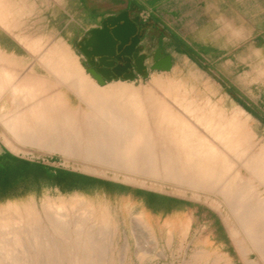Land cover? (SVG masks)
<instances>
[{
	"label": "bare ground",
	"instance_id": "obj_1",
	"mask_svg": "<svg viewBox=\"0 0 264 264\" xmlns=\"http://www.w3.org/2000/svg\"><path fill=\"white\" fill-rule=\"evenodd\" d=\"M10 11L9 3L0 0V26L7 31H12L16 25L11 20L14 14ZM21 39L30 52L39 55V61L49 73L40 75L36 70L22 67L20 62L0 48V103L6 96H11L16 106L14 112L4 113L0 118L11 135L3 136L2 141L11 151L18 154L25 146H32L59 151L67 156L107 159L115 166L120 164L132 169H149L153 175H169L197 189L214 191L237 221L236 225L231 226V234L239 244L245 264H264V143L256 144L247 126L238 123L240 121L234 117L232 120L237 123L222 121L223 111L218 112L221 116L217 115L222 120L212 118V113L206 118L200 107L188 105L181 99L180 107L197 119L194 122L179 120L168 104L126 83H116L106 88L96 85L77 59L71 56L68 48L53 45L44 49L41 39L36 38L30 44L28 37L22 36ZM63 86L87 102L91 111L68 105ZM4 108L5 105L2 111ZM202 127L209 136L202 134ZM80 201L84 209L75 217H71L72 212L68 213L64 205L47 207L44 212L52 214L54 226L61 230L73 223L80 230L106 227L105 218L101 222L91 223L92 208L89 209L85 201ZM8 210L7 215H0V230L5 232L7 228L10 229L19 238L18 246L24 245L20 216H9L17 209L9 207ZM24 212L29 217V226L37 216L40 217L32 204ZM133 222L136 239L146 233L157 242L152 228L143 217H135ZM94 234L89 235L82 247L86 256L108 245L107 233L99 238ZM29 237L28 243L33 247L39 246L36 236ZM147 241L144 240V243ZM74 246V243L68 246L70 251L75 249ZM38 249L35 248L36 253ZM254 253L257 255L255 259L252 257Z\"/></svg>",
	"mask_w": 264,
	"mask_h": 264
},
{
	"label": "crops",
	"instance_id": "obj_2",
	"mask_svg": "<svg viewBox=\"0 0 264 264\" xmlns=\"http://www.w3.org/2000/svg\"><path fill=\"white\" fill-rule=\"evenodd\" d=\"M6 1L9 3L10 12L14 14L11 20L16 25L12 31L0 26V48L20 62L22 67L36 70L35 72L40 75H43L45 70L38 55L25 47L21 37L26 36L29 39L28 44L34 39H41L43 44H57L68 48L87 74L86 64L81 61L84 56L77 55L75 48L91 30L102 28L106 19L129 11L131 17L139 16L141 22L148 27L141 43L144 53L154 55L156 51L161 50L165 55L172 56L171 71L149 69L147 78L157 72L176 76L188 69L191 74H199L202 77L204 88L199 91L207 93L209 78L216 77L219 87L217 92L232 93L230 107L234 112L231 116L224 115L226 112L223 111L222 120L220 117L222 111L214 108L212 111L207 106L205 110L200 107L204 116L209 118L208 114L212 113V118L219 117L224 122L236 120L244 125H247L248 121L256 138L264 139V0ZM71 56L74 57L73 54ZM147 78L137 76L135 80L113 82L137 83ZM176 100L178 103L183 101ZM219 111L220 116H217ZM225 116L227 119H224ZM233 117L235 120H232ZM8 154L41 165L54 177L62 176V170L77 172L54 166L51 162L46 164L28 160L9 148L0 153V167H6V163L9 162ZM82 174L98 179L94 197L132 201L147 212H150L149 200H153V210L169 205V213L165 218L176 223H184L189 230H192L194 225L210 230L207 244L226 254L235 250L233 239L220 213L202 202ZM110 183L128 186L132 191L127 189L124 194L113 197L104 193V189L103 193L98 192L101 185L105 187ZM140 190L148 191L152 195L139 194ZM56 191L61 193L60 189L55 187L47 189L44 194ZM74 194L83 195L79 192Z\"/></svg>",
	"mask_w": 264,
	"mask_h": 264
},
{
	"label": "rangeland",
	"instance_id": "obj_3",
	"mask_svg": "<svg viewBox=\"0 0 264 264\" xmlns=\"http://www.w3.org/2000/svg\"><path fill=\"white\" fill-rule=\"evenodd\" d=\"M53 45L57 44H44L43 48H51ZM75 50L77 55L82 54L78 47H76ZM72 54L74 58L77 59L74 53ZM84 58H81V61L83 64H86ZM44 71L43 73L48 75L49 71L46 68ZM87 75L90 79L92 78L91 80L96 85L104 88L112 84L122 83V81H112L101 86L88 73ZM123 83H126L128 86L133 87L144 94L153 96L156 100H161L168 104L170 110L179 120L194 122L197 118L189 115L185 108L180 107V103H178L176 99L184 98L183 100L186 101L184 102L188 105H195L204 109L206 106L211 107L212 109L214 108L216 110L224 111L227 115H231L234 112L230 107L233 100L232 93L217 92L219 87L217 85L218 81L216 77L209 78V92H200L199 90L204 88L202 77L199 74H191L188 69L184 70L182 74L176 76L157 72L144 81L137 83ZM63 93L66 95L67 104L70 106L72 105L71 107H81L86 112L91 111L90 106L88 107V103L82 101V99L80 100V97L69 91L67 86H63ZM3 105H5V108L2 111ZM15 109L16 106L13 103L12 97L6 96L0 103V118L4 113L14 112ZM184 110L186 111L184 112ZM243 119L247 121L246 118L243 117ZM245 126H247L249 131L254 135L256 144H260V142L264 143V139L260 138V140L259 138H256L252 126L248 121ZM200 131L203 135L206 134L205 136H209L208 132H206L203 127L200 128ZM5 135L11 136L0 119V141L2 143V137ZM18 154L28 160L40 161L46 164L52 163L54 166H61L73 171L107 178L133 187L172 194L202 202L220 213L227 228L229 227L228 230L233 239L235 250L226 254L218 250L215 246L207 244L210 230L207 231L197 225H194V228L189 230L185 227L184 223H176L168 220V218L153 215L142 207L140 208L139 205L132 201L104 197L90 198L80 194L64 195L59 191H56L52 193L48 192L40 198L30 197L19 202L0 204V215H7V213H9V207L17 209L15 210L16 213H10L9 216H20L19 221L23 228V233L21 234L23 237H21L22 242H25L24 245L21 244L22 247L21 245L18 246L17 241L19 238L16 237L15 233L13 234L8 228L6 229L7 231L3 229L5 232L0 230V234H3V236H1L2 234L0 235V256L2 255L1 257L3 258L0 257L2 260H0V264H245L242 253H240V248L238 247L239 244L231 234V226L236 225L237 221L229 212L228 207L221 203V197H218L214 191L197 189L190 183L178 179L176 180L169 175H153L149 169L146 171L145 169L142 170L141 168H135V170L124 167V165L120 164L116 165V167L115 164L110 163L107 159L105 161L99 158L87 159L85 157L67 156L59 151L41 150L32 146H25V148H23ZM80 200L85 201L88 208H92L91 223H97L99 220V222H101L102 219L105 218L107 220L106 227H99L94 230L87 227L86 230H80L73 223L72 225H66L63 227L64 230L63 228L61 230V228L54 226L52 214L44 212L47 207L52 208L54 206L57 207L64 205L68 213L72 212L71 217H75L76 214L80 213L81 209H84ZM30 204H32L34 210L39 213L38 215H40V217L37 216L36 219L34 218V221L32 220L33 223H35V221L36 223H31V226H29L30 222H28L29 217L24 212L25 208ZM93 208H95V211ZM102 209H104V211ZM135 217H143L146 220L152 228L157 242L153 241V239L146 233L141 236L143 239L139 236L137 241L134 234L133 221ZM31 218L32 216H30V219ZM101 231L103 232L101 233ZM94 232V236L97 238L103 233H107L108 245L104 247L102 246V250L99 249L93 251V254L91 253V255L86 256L84 248L82 247L85 246L84 243L89 238V235H92ZM79 233L80 239L78 238ZM30 235H34V237L36 236L35 238L39 239V246L33 247L32 244L28 243ZM148 239L149 241H147ZM150 239H152V241ZM144 240L148 243H144ZM14 242L18 248L14 245ZM73 243L76 244V246H74L75 251L73 249L70 251V247L68 248V246L73 245ZM78 244L80 245L78 246ZM76 247H79L78 250H76ZM35 248H39L38 253L35 252ZM67 248L69 249V252ZM30 255L31 258L29 257ZM33 257H36V259L33 260ZM252 257L255 259L257 258V255L254 253L252 254ZM29 259L31 260V263Z\"/></svg>",
	"mask_w": 264,
	"mask_h": 264
},
{
	"label": "water",
	"instance_id": "obj_4",
	"mask_svg": "<svg viewBox=\"0 0 264 264\" xmlns=\"http://www.w3.org/2000/svg\"><path fill=\"white\" fill-rule=\"evenodd\" d=\"M147 26L140 17H131L124 11L103 22L102 28L93 29L78 49L85 57L88 73L104 86L115 80H135L137 76L147 78L149 69L171 71L172 56L158 50L154 55L144 53L141 46ZM0 141V153L5 151ZM8 149V148H7Z\"/></svg>",
	"mask_w": 264,
	"mask_h": 264
},
{
	"label": "trees",
	"instance_id": "obj_5",
	"mask_svg": "<svg viewBox=\"0 0 264 264\" xmlns=\"http://www.w3.org/2000/svg\"><path fill=\"white\" fill-rule=\"evenodd\" d=\"M9 162L6 167H0V204L8 202H19L26 200L33 195L40 198L49 188L58 187L62 194L72 195L76 192L83 194L86 197H94L96 189V181L98 179L87 176L79 172L62 170V176L54 177L47 173L46 168L19 159L18 157L8 154ZM102 186V187H101ZM98 192L108 193L111 197L124 194L128 186L110 183L101 185ZM129 191H132L130 189ZM149 194L148 191H139V194ZM152 195V194H149ZM150 201V213L156 216L166 217L169 213L170 206L165 205L159 208L152 206Z\"/></svg>",
	"mask_w": 264,
	"mask_h": 264
}]
</instances>
